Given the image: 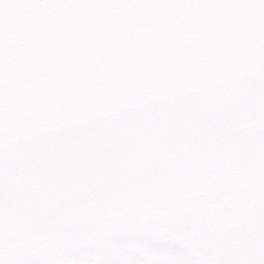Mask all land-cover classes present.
Wrapping results in <instances>:
<instances>
[{
    "label": "snow or ice",
    "instance_id": "1",
    "mask_svg": "<svg viewBox=\"0 0 264 264\" xmlns=\"http://www.w3.org/2000/svg\"><path fill=\"white\" fill-rule=\"evenodd\" d=\"M0 264H264V0H0Z\"/></svg>",
    "mask_w": 264,
    "mask_h": 264
}]
</instances>
